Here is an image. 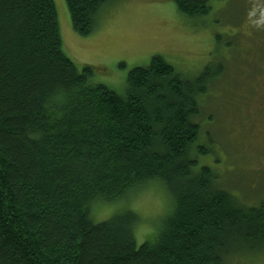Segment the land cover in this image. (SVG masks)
<instances>
[{
  "label": "trees",
  "instance_id": "16d2710c",
  "mask_svg": "<svg viewBox=\"0 0 264 264\" xmlns=\"http://www.w3.org/2000/svg\"><path fill=\"white\" fill-rule=\"evenodd\" d=\"M116 1L66 0L74 30L91 35ZM173 1L190 19L211 12ZM94 73L63 51L54 0H0V264H227L263 250L264 200L246 205L199 163L212 67L187 79L156 55L124 94ZM153 181L174 207L142 244L133 211L92 219Z\"/></svg>",
  "mask_w": 264,
  "mask_h": 264
},
{
  "label": "rangeland",
  "instance_id": "374dc122",
  "mask_svg": "<svg viewBox=\"0 0 264 264\" xmlns=\"http://www.w3.org/2000/svg\"><path fill=\"white\" fill-rule=\"evenodd\" d=\"M54 2L65 54L78 66L94 67V81L119 94L128 72L149 66L156 55L187 79L211 66L218 77L200 96L198 144L208 153L199 163L211 166L246 205L264 200V0H210V14L200 19L181 14L173 0H118L100 11L86 37L74 30L66 0ZM173 207L167 189L153 181L116 202L95 204L91 216L98 223L133 211L140 245ZM227 264H264V249L242 252Z\"/></svg>",
  "mask_w": 264,
  "mask_h": 264
}]
</instances>
